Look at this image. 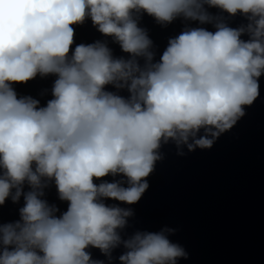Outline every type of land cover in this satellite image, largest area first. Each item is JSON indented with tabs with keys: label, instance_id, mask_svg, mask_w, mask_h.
I'll list each match as a JSON object with an SVG mask.
<instances>
[{
	"label": "clouds",
	"instance_id": "obj_1",
	"mask_svg": "<svg viewBox=\"0 0 264 264\" xmlns=\"http://www.w3.org/2000/svg\"><path fill=\"white\" fill-rule=\"evenodd\" d=\"M144 14L215 31L186 26L157 60ZM89 19L127 56L107 40L76 44L74 26ZM262 75L264 0H0V206L24 200L19 220L0 223V264H112L120 247L119 264H177L187 254L173 230L125 238L133 213L120 204L141 199L163 144L210 148L230 130ZM49 76L44 106L15 90ZM52 184L68 203L60 215L45 199Z\"/></svg>",
	"mask_w": 264,
	"mask_h": 264
}]
</instances>
